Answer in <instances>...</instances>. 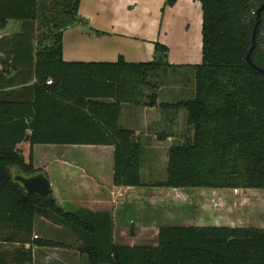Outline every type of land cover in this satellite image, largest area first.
I'll return each mask as SVG.
<instances>
[{
	"label": "trees",
	"instance_id": "16d2710c",
	"mask_svg": "<svg viewBox=\"0 0 264 264\" xmlns=\"http://www.w3.org/2000/svg\"><path fill=\"white\" fill-rule=\"evenodd\" d=\"M194 1L201 8V60L173 66L168 48L158 42L146 62L121 56L114 62L64 61L62 34L78 20L80 0H0V30L10 21L20 23L9 39L0 35V48L12 57L5 61L10 66L25 59V73L34 77L32 101L0 99V242L16 245L10 251L0 247V264H32V245L69 246L34 238L36 216L84 230L80 236L87 244L77 251L88 264H264V228L161 226L155 245L115 244L109 213L64 211L50 187L46 195L29 193L17 178L42 175L48 181L33 167L34 144L95 145L113 148L114 186L149 185L140 175L142 146L119 124L122 104H130L168 115L184 110L192 131L168 147L165 178L153 186L264 189V73L257 69L264 70V9L250 53L253 65L246 61L264 0ZM41 27L45 35H37ZM183 66L194 71L195 97L157 103V74ZM22 142L29 145L27 160L17 148Z\"/></svg>",
	"mask_w": 264,
	"mask_h": 264
},
{
	"label": "crops",
	"instance_id": "0c3cea01",
	"mask_svg": "<svg viewBox=\"0 0 264 264\" xmlns=\"http://www.w3.org/2000/svg\"><path fill=\"white\" fill-rule=\"evenodd\" d=\"M164 3L165 0H80L77 10L78 20L62 34V59L114 62L121 56L127 62H146L152 60L153 46L158 42L168 48L167 61L170 65L200 63V3L194 0H177L172 6H164ZM6 52L5 48H0V99L32 101L34 77L25 73L27 69L24 68L25 64H22L25 59H16V63L9 66L7 62L9 63L12 57ZM30 70L32 72L31 66ZM156 102L169 101L160 100L157 95ZM178 114L185 116L182 110ZM170 118L172 117L158 107L122 104L119 124L133 131V137L140 142L144 152V149L167 145L170 141L169 134L175 133L171 127H175L177 123L175 118L169 122ZM159 137L165 138L159 140ZM40 145H45L43 147L54 145L34 144L32 164L35 169L44 171L47 177V167L55 166V181L48 177L55 203L68 212L81 209L90 213H109L112 219V243L122 244L116 239L118 232L121 233L124 228L126 230L122 233L123 236L137 239L138 234L143 231L145 237L150 235L154 238L153 245H155L157 230L161 226H229L217 222L206 224L177 215V211H173L174 207L184 205L186 199L194 197L183 192L184 189L189 188L114 186L111 146L92 145L90 148L97 149V155L93 159L81 160L70 158L66 154H58L52 155L51 160L47 161L43 155L39 156L37 153ZM61 146L67 148L66 145ZM28 148V143L23 142L22 155L25 160H27ZM148 166L149 169L142 161L140 175L145 182L150 181L152 175V165ZM237 190L239 189H233V191ZM203 204L212 205L211 201ZM97 219L101 220V217ZM49 226L57 228L40 216L35 218L33 235L53 239L47 236L50 232ZM257 227L264 228V225ZM130 228L133 231L132 235L129 234ZM87 238L92 241L91 236ZM101 238L103 240L104 236L102 235ZM56 241L69 246L32 245V264H88L86 254L77 251L79 244L66 240L64 242L63 238ZM139 244L140 242L122 245ZM26 247L28 244H25Z\"/></svg>",
	"mask_w": 264,
	"mask_h": 264
},
{
	"label": "rangeland",
	"instance_id": "374dc122",
	"mask_svg": "<svg viewBox=\"0 0 264 264\" xmlns=\"http://www.w3.org/2000/svg\"><path fill=\"white\" fill-rule=\"evenodd\" d=\"M19 27V21H10L4 29L0 30V35H2L1 39H4L5 37L6 39H9L7 37H10V35L16 32V30L18 31ZM47 32L48 30L45 27H41L36 33L37 35H45ZM155 79L158 83L156 93L160 100L175 102L181 99H193L195 97L196 81L194 71L190 68L176 67L175 69H167L164 73L159 72ZM178 113L179 111L175 114L177 116L169 114V116L172 117L169 122H172L175 118L177 123L175 127H171L175 133L172 132L169 134L170 141L167 143L168 147L175 142L181 143L184 140L183 134H189V136L192 134V131L190 132L186 126L185 116ZM167 145L153 147L154 149H144L142 161L146 164L147 169H149L148 165H152V175L150 176L152 181H144L145 183H149V185L146 186L161 188L153 186L152 183L162 180L165 177L164 166L167 161ZM43 146L45 145L39 146L37 153L39 156L43 155L47 161L51 160L50 158H52V155L57 156L58 154H66L70 158L81 160L93 159V157L97 155V149L90 148L92 145L83 147L81 145H66L67 148H62L63 146L61 145H54L53 147L49 145H46V147ZM22 147L23 142L17 146L21 151ZM46 170L49 179L55 181V166H48ZM12 173L14 174L16 172L12 170ZM143 178H145V176H143ZM183 192H187L194 197H189L186 199L184 205L174 207L173 211H177V215L179 216L188 217V220L193 218L196 221L206 224L217 222L235 227H257L261 224L264 225V189L252 188L233 191V189L230 188H189L184 189ZM197 195H200L201 198ZM210 201L212 205L203 204ZM38 217L39 216H36V218ZM54 225L57 228H54L53 226H49L48 228L51 233L49 232L47 236L50 238L55 240L63 238L64 242L66 240L79 245L87 244L81 239L80 234L85 232L81 228L72 227L62 222L57 224L54 223ZM125 230L126 228H124L121 233L118 232V239H116L117 242L122 244L140 242V244L145 245H153L155 243L154 238L150 235L145 237L143 231L138 234L137 239H132L130 236H123L122 233ZM143 240L145 241L143 242ZM0 247L4 250L10 251L14 249L16 245L0 243Z\"/></svg>",
	"mask_w": 264,
	"mask_h": 264
},
{
	"label": "water",
	"instance_id": "95a60500",
	"mask_svg": "<svg viewBox=\"0 0 264 264\" xmlns=\"http://www.w3.org/2000/svg\"><path fill=\"white\" fill-rule=\"evenodd\" d=\"M263 9H264V3H262L259 6V8L257 9L256 22H255L254 28L252 30V35H251V45H250V48L246 54V61L250 65H253L251 62V59H250V53L255 46V35H256L257 26L259 23V19H258L259 13ZM257 69L264 73V70H261L259 68H257ZM17 178L22 183L24 189L29 193H37L39 195H46L47 192L49 191V182L45 178H43L42 175H35V176H31V177L18 176Z\"/></svg>",
	"mask_w": 264,
	"mask_h": 264
},
{
	"label": "built area",
	"instance_id": "2783aa9c",
	"mask_svg": "<svg viewBox=\"0 0 264 264\" xmlns=\"http://www.w3.org/2000/svg\"><path fill=\"white\" fill-rule=\"evenodd\" d=\"M50 83H51V80L48 79V80L46 81V84H50ZM33 237L36 238V235H33Z\"/></svg>",
	"mask_w": 264,
	"mask_h": 264
}]
</instances>
